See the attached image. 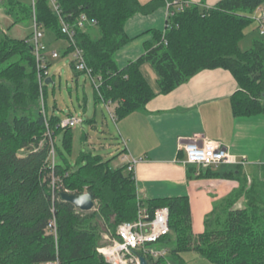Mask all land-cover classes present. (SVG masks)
<instances>
[{
	"label": "trees",
	"instance_id": "1",
	"mask_svg": "<svg viewBox=\"0 0 264 264\" xmlns=\"http://www.w3.org/2000/svg\"><path fill=\"white\" fill-rule=\"evenodd\" d=\"M172 1L56 0L65 21L74 24L85 15L96 22L84 29L75 28V41L84 53L86 66L100 80L98 91L93 87L94 104L110 102L119 121L145 110L157 95L171 93L195 74L223 69L231 73L238 86L230 99L233 116L264 115V41L254 39L249 50H239L245 29L253 22L250 15L264 10V0H220L211 7H205V0H201L199 5L174 10L167 19L168 28L149 31L152 40L144 43L143 55L123 68L117 66L115 53L131 41L125 33L126 22ZM0 7L16 22L32 19L31 6L16 0H0ZM35 18L44 30L65 40L47 0L35 1ZM30 36L9 39L0 28V264H108L97 253L102 235L114 237L118 225L135 221L140 208L152 215L163 207L168 209L169 234L157 245L172 244L173 248L158 258L139 253L148 264H169L168 255L184 264L180 254L185 252H194L212 264H264L263 172L255 175L249 188L244 181L246 201L242 209L233 208L235 202L229 204L218 228L194 234L187 196L138 200L128 165L110 166L115 157L103 161L90 152L80 153L73 167L66 158L72 150L71 128H61L59 117L46 115L48 85L42 87L45 116L42 114ZM71 51L67 46L64 55ZM144 64H149L158 77V93L141 71ZM71 66L73 69V61ZM45 68H49L48 62ZM84 123L94 125L95 116ZM56 135H62L63 149L58 151L53 142ZM81 139L85 141L86 135ZM51 141L53 175L46 162ZM52 177L56 182L54 200ZM63 190L90 192L94 209H75L60 199ZM52 209L56 243L45 230Z\"/></svg>",
	"mask_w": 264,
	"mask_h": 264
},
{
	"label": "crops",
	"instance_id": "2",
	"mask_svg": "<svg viewBox=\"0 0 264 264\" xmlns=\"http://www.w3.org/2000/svg\"><path fill=\"white\" fill-rule=\"evenodd\" d=\"M138 1L145 4L150 0ZM218 1L205 0V7H211ZM189 2L201 4V0ZM254 13L258 15V11ZM167 18L166 7L148 15L131 17L125 24V33L131 41L115 53L117 66L123 68L143 55L144 43L152 40L149 31H163ZM52 52H56L58 57L52 58ZM45 57L46 62L48 60L51 64L59 58V53L48 50ZM141 71L153 91L158 93V77L151 66L144 64ZM52 78L55 93V76ZM74 81L78 83L77 78H72L71 82ZM237 90V83L230 72L223 69L204 70L171 93L157 95L145 110L131 113L115 123L112 121L117 126L119 142L123 144L120 143L122 156L114 167L122 164L124 156L127 162H136L132 173L141 201L187 196L194 234L203 232L212 205L237 189L239 170L249 166L264 167V160L261 159L264 152V115L234 117L230 99ZM53 108L56 110L55 106ZM94 116L96 119V113L89 119ZM94 125L90 127L93 129ZM193 139H207L237 162L245 161V164H223L209 169L184 165L182 145Z\"/></svg>",
	"mask_w": 264,
	"mask_h": 264
},
{
	"label": "rangeland",
	"instance_id": "3",
	"mask_svg": "<svg viewBox=\"0 0 264 264\" xmlns=\"http://www.w3.org/2000/svg\"><path fill=\"white\" fill-rule=\"evenodd\" d=\"M16 1L28 7H30L32 3V0ZM254 15L256 14H251V19L255 17ZM14 18L15 17L13 16L6 15V13L3 12V8L0 7L1 33L13 40H23L32 34L33 23L31 19L16 22ZM41 31L43 33V42L46 46V50H57L59 53V58L52 61L51 64L47 60L49 64V68L46 70L48 78L51 79L52 76H55L56 82L55 93H53L54 84H48L49 93L46 98V115L47 117L54 115L61 119L74 117L82 120V123L70 127L73 133L72 150L70 154L66 153V158L70 164L75 167L80 153L90 152L92 155L100 156L103 161L115 157L110 164L111 167H114L120 161V156H122L121 145H123L121 142H119L120 138L118 137L117 126L112 122L107 110L102 103L94 104V89L87 76L82 74L75 77L76 74L70 67L72 54L68 53L67 55H64V50H66L65 48L67 46L66 42L63 39L55 38V36L50 31L44 29ZM244 35L245 36L239 43V50L241 52L249 50L254 39H261L264 41V35L259 34L258 24L254 20L248 27H246ZM72 78H77L78 83L75 81L72 83ZM59 81H61L62 85ZM56 96L57 99H54ZM55 102L57 105H55ZM53 106H55L56 110H54ZM93 113H96V123L92 129L84 122L91 118ZM83 134L86 135L85 141H82L81 139ZM61 138L62 135H56L53 141L57 151L63 149ZM23 152L24 151H20L21 154H23ZM56 155H58V152ZM261 159L264 160V152ZM122 160V164H127L125 156L122 158ZM240 172V175H237V189L231 191L225 195V197L220 198L212 205L211 212L206 216L203 232L205 230H215L220 226L224 217V213L228 209L227 206L229 204L235 202L233 208L237 209H242L244 207V203L246 201L243 196L244 189L242 187L244 181L246 182L245 188H249L255 175L262 172L264 173V168L259 170V168L256 166H249L246 169L240 170ZM107 237L110 238L111 235L108 234ZM107 241L108 240L106 239L105 235H102L100 247L105 245ZM155 248L171 250L173 245L168 244L162 246L158 244L155 245ZM180 257L184 264H212L194 252L182 253L180 254ZM167 260L169 264H178L173 260V258H171L170 255L167 256Z\"/></svg>",
	"mask_w": 264,
	"mask_h": 264
},
{
	"label": "built area",
	"instance_id": "4",
	"mask_svg": "<svg viewBox=\"0 0 264 264\" xmlns=\"http://www.w3.org/2000/svg\"><path fill=\"white\" fill-rule=\"evenodd\" d=\"M35 1L32 0L31 10H32V23L33 31L30 36V43L32 44L33 55L36 62L37 68V80L40 89V104L43 116H45L44 103L42 97V87L45 85V80L48 78L46 72V46L43 42L42 27L39 26L35 18ZM49 7L52 12L58 18L60 32L65 37L68 46L72 48V61L73 69L75 72L82 73L87 76L91 81L95 90L98 91L99 79L94 78L91 74V70L86 66L84 53L80 49L75 41V28L84 29L89 26L96 24L94 20H88L85 15H81L76 23H70L65 21L61 15L60 10L57 5L56 0H47ZM192 4L189 0L180 1L174 0L172 2L166 3L167 17L173 15L175 11H182L183 9L189 8ZM252 19L257 22L259 28V34L264 35V10H259L258 15H254ZM167 18V19H168ZM169 25L166 24L165 28ZM52 58H57L58 54L56 52L51 53ZM105 108L111 118L115 123L116 117L114 110L112 109V104L110 102L105 103ZM82 123L81 119L68 117L60 121L59 126L61 128H70L77 124ZM49 136V133H48ZM182 151L185 157L184 165L193 166L197 169H207V168H217L220 165H243L245 161L237 162L235 158L229 155L224 149L218 147L215 143L203 139L201 141L193 139L183 143ZM48 168L53 170L55 166V152L53 148V143L51 141V149L47 159ZM135 161L127 162L128 171L132 172ZM56 192V182L55 178L51 179V194L52 199L55 198ZM61 192V191H60ZM65 193H70L68 190H63ZM138 200H140L138 196ZM55 211L52 209V218L48 221L46 226V232L53 236L55 243L57 242V226ZM168 209L163 207L154 211L152 215L144 209L140 208L135 221L133 222H123L118 225L114 237L106 239L107 243L99 248H97V253L101 255L104 261L108 264H140L139 253L151 256L153 258L163 257L166 255L167 251L165 249H157L158 241L169 234V222H168ZM47 264H58L57 261L47 263Z\"/></svg>",
	"mask_w": 264,
	"mask_h": 264
},
{
	"label": "water",
	"instance_id": "5",
	"mask_svg": "<svg viewBox=\"0 0 264 264\" xmlns=\"http://www.w3.org/2000/svg\"><path fill=\"white\" fill-rule=\"evenodd\" d=\"M51 83V79L47 78L45 80V85ZM59 197L62 201L70 203L75 209L82 212H90L94 209L95 202L94 196L90 192H85L83 194H73L60 192ZM140 264H148V262L143 257H139Z\"/></svg>",
	"mask_w": 264,
	"mask_h": 264
}]
</instances>
